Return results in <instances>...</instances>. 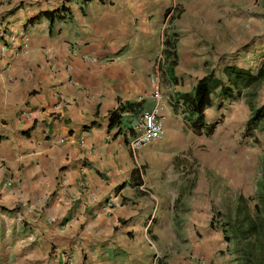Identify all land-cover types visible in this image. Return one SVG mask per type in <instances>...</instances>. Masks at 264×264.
I'll return each mask as SVG.
<instances>
[{
  "label": "crops",
  "instance_id": "obj_1",
  "mask_svg": "<svg viewBox=\"0 0 264 264\" xmlns=\"http://www.w3.org/2000/svg\"><path fill=\"white\" fill-rule=\"evenodd\" d=\"M154 6L0 0V251L13 262L234 264L211 252L218 236L202 240L193 230L208 226L207 215L177 219L166 202L177 182L165 174L177 154L168 130L140 150L128 146L139 117L156 104L166 121L153 76ZM54 10L61 20L36 18ZM229 50L221 34L216 61ZM189 151L187 157L195 154ZM107 201L112 205L103 209Z\"/></svg>",
  "mask_w": 264,
  "mask_h": 264
},
{
  "label": "rangeland",
  "instance_id": "obj_2",
  "mask_svg": "<svg viewBox=\"0 0 264 264\" xmlns=\"http://www.w3.org/2000/svg\"><path fill=\"white\" fill-rule=\"evenodd\" d=\"M152 9L149 15L158 18L154 23L157 39L153 42L154 65L158 62V66L153 76L165 106L167 142L177 153L165 172L177 181L173 197L166 202L177 219L187 214L208 216L207 227L193 230L199 231L202 240L218 236L221 243L217 247L214 244L211 252L232 259L234 264H264V133L246 129L250 114L247 103L253 108L264 104V79L258 87L243 89L237 99L220 101L213 93L212 107L204 111L206 130L200 135L191 132L177 103L192 91L197 79L210 72L222 78L221 69L235 67L254 74L264 63V0H155ZM166 9L169 12L163 18ZM177 12L181 13L178 20H169ZM172 30L177 33L179 56L169 76V61L160 52L157 59L155 45L160 51L163 37ZM221 34L231 51L223 63L213 54ZM189 36L197 44L194 53L188 51ZM171 130L183 134L178 137ZM190 149L195 154L187 157ZM188 186L189 193L181 191ZM254 207L260 210L256 212ZM249 222L255 226V238L243 234ZM233 224L235 227H230ZM235 228L237 237L232 233ZM222 242L227 246L222 247ZM12 260L6 250L0 251V264H25L22 256Z\"/></svg>",
  "mask_w": 264,
  "mask_h": 264
},
{
  "label": "trees",
  "instance_id": "obj_3",
  "mask_svg": "<svg viewBox=\"0 0 264 264\" xmlns=\"http://www.w3.org/2000/svg\"><path fill=\"white\" fill-rule=\"evenodd\" d=\"M169 9H166L163 13V18L166 17ZM181 14V13H180ZM178 12L173 17L170 15L169 20L172 22L176 20L179 15ZM43 17L48 20L51 24L55 20H61L62 17L59 16V11H46L40 13L36 18ZM34 19L29 20L32 21ZM172 33L168 37H164L162 41V48L160 55L163 59L169 61L167 64L166 71L169 76L173 72V68L176 65V52H175V39L176 33ZM222 78L214 77L213 73H209L204 77L197 80L192 91L189 94H184L178 99V102L182 111L184 112V119L187 121V124L192 133L195 135H200L203 131L206 130L204 125V111L212 107V95L216 94V98L220 101L228 99H237L241 95L243 89L250 87L251 85L259 86L261 81L264 79V63H262L254 74L250 73L248 70H243L241 68L235 67H224L220 71ZM249 108V117L246 122V129L252 130L256 128L264 133V104L257 108H253L250 103H247ZM121 108L111 112L109 115V124L108 128H111L114 124L113 116L116 112H121ZM113 122V123H112ZM264 201V200H263ZM255 211H259L258 207H254ZM247 218H243V221ZM228 224V223H227ZM230 227H235L231 225ZM237 227V226H236ZM254 225L249 222V225L243 230L245 237L254 238L256 233L254 232ZM232 233L235 237L239 235V231L235 228L232 230Z\"/></svg>",
  "mask_w": 264,
  "mask_h": 264
},
{
  "label": "built area",
  "instance_id": "obj_4",
  "mask_svg": "<svg viewBox=\"0 0 264 264\" xmlns=\"http://www.w3.org/2000/svg\"><path fill=\"white\" fill-rule=\"evenodd\" d=\"M65 70L69 71L68 65L65 66ZM136 130L138 134L130 138L128 142V146L132 151L140 150L153 142L160 141L164 136V115L162 106L156 104L150 112L143 113L136 122ZM111 205L112 202L107 201L103 205V209H109ZM191 259L198 263H203L200 258L191 257Z\"/></svg>",
  "mask_w": 264,
  "mask_h": 264
}]
</instances>
